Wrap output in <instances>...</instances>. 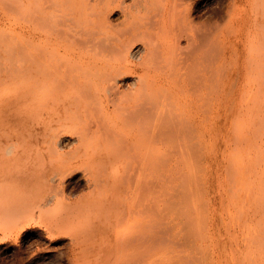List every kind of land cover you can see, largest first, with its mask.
I'll return each mask as SVG.
<instances>
[{
	"label": "bare ground",
	"instance_id": "6f19581e",
	"mask_svg": "<svg viewBox=\"0 0 264 264\" xmlns=\"http://www.w3.org/2000/svg\"><path fill=\"white\" fill-rule=\"evenodd\" d=\"M20 1L0 0V23ZM36 1L19 34L0 33V264H153V246L170 242L164 213L143 197L169 160L160 119L174 113L169 129L185 138L183 116L208 96L212 111L221 60L234 61L225 72L240 74L238 94L264 83V0ZM39 82L48 87H29ZM79 170L89 192L71 199L64 183ZM63 233L67 243L43 254Z\"/></svg>",
	"mask_w": 264,
	"mask_h": 264
},
{
	"label": "rangeland",
	"instance_id": "374dc122",
	"mask_svg": "<svg viewBox=\"0 0 264 264\" xmlns=\"http://www.w3.org/2000/svg\"><path fill=\"white\" fill-rule=\"evenodd\" d=\"M35 1L4 4L8 18L2 19L0 33L12 37L19 34L24 21L20 17L23 13H32L30 2L35 4ZM212 5L213 0L208 6ZM1 13L3 10L0 9ZM12 37L6 44L9 51L22 54L17 52V43ZM181 43L184 46L185 40ZM17 61L18 58L14 62ZM258 63L262 67L264 57ZM233 64L232 59L218 62L212 111L209 96L201 98L196 116H183L190 119L188 122L193 121L185 138L182 136L183 139L176 140L175 131L169 129L177 118L174 113L165 109V115L160 119L163 124L170 123L167 131L173 133L170 134L172 139L168 136L166 139L170 143L168 147L171 146L166 149L169 160L162 172L159 170L158 174L157 170L145 179L150 187L143 185L146 187H143V197L148 208L158 215L159 211L164 213L170 242L164 253L158 245L153 246L152 251L157 257L153 264H264V83L250 81L255 75L251 73L249 82L238 94L240 74L236 71L228 78L225 72V69L234 67ZM17 86L18 81L9 83L6 89L14 90ZM43 86L48 87L40 82L29 85L38 89ZM243 96L245 100L240 101ZM46 101L48 108L58 102L57 97ZM171 105L172 102L168 101L164 107L171 109ZM48 116V113L43 114L41 120ZM170 140L175 142L174 146ZM183 144L186 147V144H192L188 147L193 149ZM82 174L83 171L79 170L65 181V196L76 199L88 194L89 188L84 184ZM139 176L144 178L143 173ZM50 208L48 215L55 216L56 211L52 206ZM68 240L67 234H61L51 244L54 246L43 254L48 255L49 251ZM172 249L173 254L168 251ZM89 251H86V261L94 257L93 250Z\"/></svg>",
	"mask_w": 264,
	"mask_h": 264
}]
</instances>
